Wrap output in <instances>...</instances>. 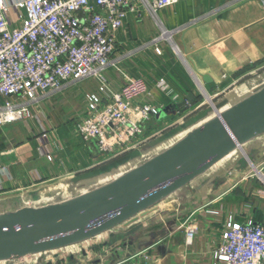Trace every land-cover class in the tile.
Here are the masks:
<instances>
[{"label":"crops","instance_id":"crops-1","mask_svg":"<svg viewBox=\"0 0 264 264\" xmlns=\"http://www.w3.org/2000/svg\"><path fill=\"white\" fill-rule=\"evenodd\" d=\"M23 15L13 9L9 17L18 24ZM159 17L163 28L148 13L127 17L116 33L118 68L105 72L113 90L123 84V73L143 77L150 86L151 94L142 100L159 105L161 112L142 125L143 142L105 161L94 140L82 139L76 124L86 115L87 95L101 90L97 78L84 79L43 100L34 113L40 117L42 111L44 118L29 121L30 128L23 122L0 126V213L68 200L111 182L239 102L243 87L264 69L262 0H178ZM162 34L159 55L149 44ZM161 79L168 91L157 86ZM120 159L125 160L106 169ZM263 162L264 134L130 224L0 264H214L215 242L229 215L264 222L262 185L253 177ZM192 225L199 231L190 244L186 230Z\"/></svg>","mask_w":264,"mask_h":264},{"label":"built area","instance_id":"built-area-1","mask_svg":"<svg viewBox=\"0 0 264 264\" xmlns=\"http://www.w3.org/2000/svg\"><path fill=\"white\" fill-rule=\"evenodd\" d=\"M177 1L0 0V126L23 122L30 128L29 121L44 118L42 111L40 117L34 113L43 100L84 79L97 78L101 90L87 95L86 115L77 122V132L84 141L96 142L105 161L134 149L144 140L142 125L159 115L161 107L143 102L151 94L143 77L123 73L121 87L111 88L105 72L119 65L114 57L116 33L130 14L148 13L163 28L159 12ZM13 9L24 11L18 24L9 17ZM164 37L149 44L159 55L162 51L157 44ZM260 82L248 85L243 94ZM157 86L165 91L169 88L164 79ZM45 154L52 159L50 153ZM254 176L264 196V162ZM250 206L247 203V210ZM206 212L218 214L214 209ZM198 231L197 225L188 226V243ZM214 248V264H264V222H240L229 215Z\"/></svg>","mask_w":264,"mask_h":264},{"label":"water","instance_id":"water-1","mask_svg":"<svg viewBox=\"0 0 264 264\" xmlns=\"http://www.w3.org/2000/svg\"><path fill=\"white\" fill-rule=\"evenodd\" d=\"M263 134L264 81L165 151L111 182L68 200L0 213V261L83 243L130 224Z\"/></svg>","mask_w":264,"mask_h":264},{"label":"rangeland","instance_id":"rangeland-1","mask_svg":"<svg viewBox=\"0 0 264 264\" xmlns=\"http://www.w3.org/2000/svg\"><path fill=\"white\" fill-rule=\"evenodd\" d=\"M161 12V11H160ZM159 12V13H160ZM174 49H175V46H174ZM175 51L177 52V50L175 49ZM264 78V69L260 70L257 72V74H255L254 76H252V78H250L248 84H256L258 82H260L261 80H263ZM247 82H244V84H246ZM248 84L244 85V86H247ZM248 87V86H247ZM244 91V87H243V90L242 92ZM246 96V95H245Z\"/></svg>","mask_w":264,"mask_h":264}]
</instances>
